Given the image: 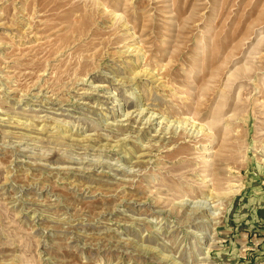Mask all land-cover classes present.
Listing matches in <instances>:
<instances>
[{
    "label": "rangeland",
    "instance_id": "obj_1",
    "mask_svg": "<svg viewBox=\"0 0 264 264\" xmlns=\"http://www.w3.org/2000/svg\"><path fill=\"white\" fill-rule=\"evenodd\" d=\"M0 264H264V0H0Z\"/></svg>",
    "mask_w": 264,
    "mask_h": 264
},
{
    "label": "bare ground",
    "instance_id": "obj_2",
    "mask_svg": "<svg viewBox=\"0 0 264 264\" xmlns=\"http://www.w3.org/2000/svg\"><path fill=\"white\" fill-rule=\"evenodd\" d=\"M148 72V74H149V71H147ZM138 72H136V74H137ZM146 74V73H145ZM139 75V74H138ZM149 76V75H148ZM151 77V76H150ZM155 77V76H154ZM148 78V77H147ZM153 78V77H152ZM160 79V78H159ZM155 81H157V80H155ZM159 81V80H158ZM143 110V109H142ZM126 114V113H125ZM139 114H141V113H139ZM158 115V114H157ZM156 114L155 115H153V114H151L150 115V120H152V118H157V117H159V116H157ZM160 115V114H159ZM3 116V115H2ZM141 116V115H140ZM163 116V115H162ZM146 118V117H145ZM148 120V119H147ZM187 120H189V119H187ZM157 121V120H156ZM6 122V121H5ZM18 122V121H17ZM113 122V121H112ZM111 122V123H112ZM158 123V122H157ZM160 125V124H159ZM193 125H194V130H196V136H202L201 135V133L203 132L202 131V128L201 127H199L198 129H196V125L193 123ZM170 126V125H169ZM193 127V126H192ZM182 128V127H181ZM42 130V129H41ZM191 133V132H190ZM162 136V135H161ZM204 146V148L205 149H208L209 147H208V145L206 146V145H203ZM211 146V145H210ZM208 152H210V151H208ZM207 156H208V154H207ZM210 157V156H209ZM211 180V179H210ZM209 182H211V181H209ZM207 185V184H206ZM205 186V185H204ZM208 186H209V184H208ZM212 189V188H211ZM218 201H217V199L215 198L214 199V195H213V191H209V193L204 197V198H198V199H195V200H192L191 202H190V207L193 209L192 211L194 212V211H196V212H199V213H205V212H209V214H210V216H211V218H213V219H215V218H218V216L220 215V212H221V210H220V206L218 205V203H217ZM222 209V208H221ZM192 212V213H193ZM206 214V213H205ZM200 220V219H199ZM202 220V219H201ZM194 222H195V220H194ZM206 223V222H205ZM210 224V223H209ZM212 226V225H211ZM203 232V231H202ZM194 233V232H193ZM208 235V233H202L199 237H201L202 238V240H205V238H207L206 236ZM200 238V239H201ZM201 242V241H200ZM213 243V242H212ZM207 247V246H206ZM205 250V249H204ZM203 253V252H202ZM176 262V261H175Z\"/></svg>",
    "mask_w": 264,
    "mask_h": 264
}]
</instances>
